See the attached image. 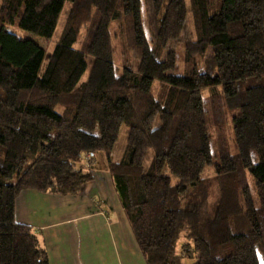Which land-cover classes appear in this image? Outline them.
Segmentation results:
<instances>
[{
  "label": "trees",
  "instance_id": "trees-1",
  "mask_svg": "<svg viewBox=\"0 0 264 264\" xmlns=\"http://www.w3.org/2000/svg\"><path fill=\"white\" fill-rule=\"evenodd\" d=\"M113 22L136 68L116 66ZM205 89L233 146L214 145ZM99 151L147 264H264V0H0V264H50L17 198L79 193Z\"/></svg>",
  "mask_w": 264,
  "mask_h": 264
},
{
  "label": "crops",
  "instance_id": "crops-1",
  "mask_svg": "<svg viewBox=\"0 0 264 264\" xmlns=\"http://www.w3.org/2000/svg\"><path fill=\"white\" fill-rule=\"evenodd\" d=\"M82 156L94 178L79 193L26 189L16 201V221L37 233L50 264H147L106 153Z\"/></svg>",
  "mask_w": 264,
  "mask_h": 264
},
{
  "label": "rangeland",
  "instance_id": "rangeland-1",
  "mask_svg": "<svg viewBox=\"0 0 264 264\" xmlns=\"http://www.w3.org/2000/svg\"><path fill=\"white\" fill-rule=\"evenodd\" d=\"M63 20H64V16L61 20L60 27H61V24L63 23ZM11 28L13 31H15L16 33L22 36L32 37L36 39L40 44H42L47 49H49L51 47V44H53L54 42L53 40H45L17 26H12ZM193 31H194L193 22L191 18L189 17L187 24H186L185 32L182 34L181 40L176 41V42L174 41L170 44V48L176 49L180 57L183 60H184V55H185V43L189 39L194 37L192 36ZM111 35H112V44L114 47V56H115L114 59H115L116 66H118V68H120L121 70L126 65H130L136 68L139 63V59L134 54L133 50L129 48L127 44V37L126 35H124V32L121 29L119 22H113L111 24ZM86 37H87V26L82 28L81 34L79 36V41L76 46L82 47L85 42ZM210 53L211 51L208 52L207 56H209ZM204 60H205V57L201 59L202 62ZM121 70L119 72H121ZM162 90H163L162 83L160 81H156L153 87V93L157 97H159ZM203 96H204L206 108L208 110L209 126H210V131L213 134L214 145H216L215 147H217L218 144L220 143L219 130L221 131V137L228 139L230 144L233 146L234 138H233L232 124H231V111L229 113L223 112V115L219 113L220 110L216 106L217 104H219L220 100L221 101L223 100V98L221 97L215 98L212 95L211 90L205 89L203 91ZM154 118H155L154 115L149 118L148 125H150L154 121ZM120 140L122 141V139ZM100 153L105 154L104 151H100ZM148 153L149 152H148L147 146L141 145L135 154L134 160L136 162H142L145 158L149 159ZM98 160H102V159L98 156ZM205 174L206 176H212L215 174V170H213L212 168H208ZM253 192L255 195L256 192L254 191V189H253Z\"/></svg>",
  "mask_w": 264,
  "mask_h": 264
}]
</instances>
